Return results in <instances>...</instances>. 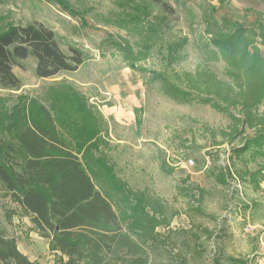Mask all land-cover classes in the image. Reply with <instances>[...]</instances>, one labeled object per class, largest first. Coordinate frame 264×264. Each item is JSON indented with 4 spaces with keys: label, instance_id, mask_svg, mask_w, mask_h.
<instances>
[{
    "label": "trees",
    "instance_id": "16d2710c",
    "mask_svg": "<svg viewBox=\"0 0 264 264\" xmlns=\"http://www.w3.org/2000/svg\"><path fill=\"white\" fill-rule=\"evenodd\" d=\"M59 2L125 31L110 32L102 41L128 67L144 69L141 66L158 52L163 68L151 69L152 81L164 95L179 103L209 105L227 116L228 123L221 127L201 124L210 141L205 147L211 164L199 163L196 171L228 190V206L233 203L264 227V21L259 19L256 26L220 21L216 5L202 4L205 28L197 46L203 61L195 70H177L187 56L189 36L176 28L180 15L170 1L111 0L108 12ZM29 57L42 78L76 71L86 60L77 45L65 51L57 32L45 23H17L0 12L1 87L22 88L14 66ZM213 62L224 63L223 75L210 67ZM99 106L66 78L52 82L43 96L18 95L13 106L0 94V191L17 204L10 214L28 217L30 230L49 239L59 264H153L157 249L176 232L171 224L180 211L154 191L135 189L119 176ZM161 168L167 174L176 169L165 161ZM188 180L190 176L183 181ZM246 188L257 197L249 196ZM177 190L187 199L198 195L194 209L206 214L201 201L208 188L190 182ZM179 232L200 239L192 230ZM181 245L179 264H190L197 251L185 239ZM213 263L251 260L219 253ZM0 264H39L18 248L17 237L1 223Z\"/></svg>",
    "mask_w": 264,
    "mask_h": 264
},
{
    "label": "rangeland",
    "instance_id": "374dc122",
    "mask_svg": "<svg viewBox=\"0 0 264 264\" xmlns=\"http://www.w3.org/2000/svg\"><path fill=\"white\" fill-rule=\"evenodd\" d=\"M66 1L75 9L87 5L99 12H108L112 7L111 0ZM167 1L180 15L176 28L189 36L187 56L176 65L177 70H195L203 61L197 46L205 28L202 4L216 5L220 21L233 20L247 26H256L259 19L264 21V0ZM0 12L17 23L38 20L52 27L65 51L71 44L84 50L86 60L76 71H64L53 78L36 75L33 57L21 60L20 65L14 66V72L21 78L22 88L15 91L0 86V94L8 96L13 106L17 104L18 95L43 96L52 82L66 78L100 105L107 121L109 155L117 164L119 176L135 189L154 191L180 211L171 224L176 232L169 234L166 247L162 245L157 249L153 264H179L178 253L184 239L197 251V257L190 264H214L219 253L243 257L251 260L250 264L264 262V227L251 222L248 213L245 216L233 203L228 206L224 198L228 190L216 186L204 171H196L199 163L211 164L206 153L209 147H205L210 141L200 129L201 124L221 127L228 123L227 116L209 105L179 103L164 95L159 83L152 81L151 69L163 68L159 53L155 52L141 66L144 69L128 67L121 56L102 41L110 32L123 35L126 32L100 24L90 14L72 12L59 0H7L0 3ZM223 66V62L210 64L220 75H223ZM163 161L175 166L172 174L162 170ZM187 176L190 180L183 181ZM190 182L208 188L205 200L201 201L206 214H198L194 209L198 195L187 199L178 194V185ZM239 188L243 189L242 186ZM245 191L249 196L257 197L250 188ZM16 207L10 196L0 191V223L17 237L18 248L39 264H59L56 253L49 249V239L30 230L33 226L30 219L10 214ZM182 229L198 233L200 239L197 241L191 233L179 232ZM159 230L164 234L167 232L164 228Z\"/></svg>",
    "mask_w": 264,
    "mask_h": 264
},
{
    "label": "crops",
    "instance_id": "0c3cea01",
    "mask_svg": "<svg viewBox=\"0 0 264 264\" xmlns=\"http://www.w3.org/2000/svg\"><path fill=\"white\" fill-rule=\"evenodd\" d=\"M262 185H263V183H262ZM263 187H264V186H263ZM263 261H264V260H263ZM263 261H262V262H263ZM261 264H264V262H263V263H261Z\"/></svg>",
    "mask_w": 264,
    "mask_h": 264
}]
</instances>
